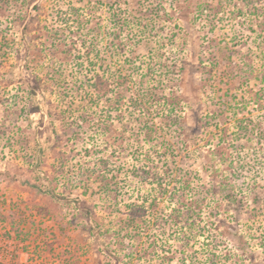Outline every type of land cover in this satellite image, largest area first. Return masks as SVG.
Returning <instances> with one entry per match:
<instances>
[{"label":"rangeland","instance_id":"374dc122","mask_svg":"<svg viewBox=\"0 0 264 264\" xmlns=\"http://www.w3.org/2000/svg\"><path fill=\"white\" fill-rule=\"evenodd\" d=\"M70 1L80 5L87 0H0V45L5 46H0V264H175L184 256L197 258L195 264H264V0H163L171 20L161 23L162 31L152 35L131 28L126 50L139 70L150 62L158 74L160 62L183 67L163 91L177 94L183 128L162 127L155 142L164 137L170 144L163 160L171 170L189 175L186 192L204 196L202 219L185 229L186 236L168 215L177 202L165 194L159 206L166 217L133 241L89 233L78 206L92 208L106 222L113 216L102 208L114 195L105 194L93 179L70 186L76 174L69 165L85 158L74 149L102 146L103 137L87 128L83 139H63L53 148L56 138L43 103L39 113L28 110L32 70L22 67L11 48L20 42L35 4L52 25L56 8ZM107 10L100 5L96 12L105 18ZM104 44L100 38L98 48ZM122 59L112 60L130 72L131 63ZM73 63L66 66L68 74ZM168 108L164 100L152 106L157 125ZM54 124L61 135V122ZM124 146L126 152L111 157L109 166L118 175L120 205L153 193L151 183L142 184L126 170L139 161L129 153L134 147L127 151V142ZM110 149L93 151L86 160L107 157ZM60 150H66L69 171L61 172ZM152 156L156 166L165 168Z\"/></svg>","mask_w":264,"mask_h":264},{"label":"trees","instance_id":"16d2710c","mask_svg":"<svg viewBox=\"0 0 264 264\" xmlns=\"http://www.w3.org/2000/svg\"><path fill=\"white\" fill-rule=\"evenodd\" d=\"M66 3L64 8H56L52 16L55 24L52 25L47 23L48 13L35 4L34 11L28 14L29 24L25 23L22 27L20 42L11 48L16 59L23 61L22 67L32 70L28 74V110L30 113H39L43 103L56 138L53 148H56L59 142L64 143L63 139H83L87 128L94 129L103 137L102 146L74 149L75 153L78 152L85 158L75 167L69 165L76 174L70 186L87 185L84 182L93 179L105 194L114 195L102 208L113 216L106 222H103V217L97 215L92 208L78 206L79 213L87 221L89 233L128 238L131 241L141 239L145 233L151 231L153 225H157L160 223L158 221L166 217L159 206V200L169 194L177 205L171 206L168 215L186 236L185 229H191L196 221L202 219L204 196L200 198L186 192L191 187L189 175H182L181 170H171L167 161L163 160L169 157L170 144L166 143L164 137L163 142L157 146L155 142L161 135L159 130L162 127L175 130L183 128L181 120L184 118L178 112L177 94L172 90L171 94L166 96L163 92L167 83L173 81V75H178L183 71V67L168 66L160 62L161 70L158 74L150 62L145 70L141 71L139 65L134 62L135 57H129L126 50V40L132 35L131 28L137 27L141 32L155 35L163 30L159 28L163 26L161 23L170 22L171 17L164 1L109 0L102 3L101 0H87L80 5L71 1ZM100 5H106L107 18L96 12ZM100 38L105 43L103 50L98 48ZM0 46L2 49L5 47L3 43ZM115 56L123 57L122 62L131 63L132 70L124 72L123 65L113 61ZM42 59H48V63H41ZM72 61L74 69L68 74L66 66ZM31 65L37 66L32 69ZM39 69H43V72H38ZM133 72L137 73V80H134ZM51 95H55L57 100H53ZM36 96H39L42 102L36 100ZM162 100L167 102L169 108L161 117L162 125H157L153 118L152 106ZM11 113H15V109L11 110ZM55 121L62 124L61 135L56 131ZM115 123H118V127ZM179 135L184 137L185 132L181 131ZM125 142L127 151L134 147L129 151L132 160L139 161V164L134 163L126 170L142 184L151 183L150 191L153 193L149 197L144 196L141 201L120 205L115 197L119 192L118 175L111 172L109 166L111 157H115L120 151L126 152ZM133 143H137V146H133ZM145 144L148 146L142 150ZM108 148H111L109 156L97 154L95 161L86 160L93 151L104 153ZM60 151L61 172L68 168L69 171L71 168L66 167V150ZM141 151L142 156L139 154ZM152 153L157 155L165 168L156 166ZM34 187L41 188L39 185ZM227 195L231 201H235L236 198H233L231 192ZM242 201V198L237 199L236 209ZM198 226L202 230L208 228L205 224ZM150 244L155 246V242ZM184 244L188 245V242ZM196 259L184 256L175 264H195ZM167 264H171V260L167 261Z\"/></svg>","mask_w":264,"mask_h":264}]
</instances>
